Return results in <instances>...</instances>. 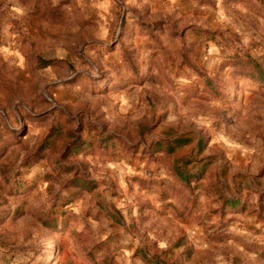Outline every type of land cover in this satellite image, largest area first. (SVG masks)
Returning a JSON list of instances; mask_svg holds the SVG:
<instances>
[{
  "label": "rangeland",
  "instance_id": "374dc122",
  "mask_svg": "<svg viewBox=\"0 0 264 264\" xmlns=\"http://www.w3.org/2000/svg\"><path fill=\"white\" fill-rule=\"evenodd\" d=\"M255 66L264 0H0V264H264Z\"/></svg>",
  "mask_w": 264,
  "mask_h": 264
},
{
  "label": "trees",
  "instance_id": "16d2710c",
  "mask_svg": "<svg viewBox=\"0 0 264 264\" xmlns=\"http://www.w3.org/2000/svg\"><path fill=\"white\" fill-rule=\"evenodd\" d=\"M49 65V63H47ZM256 69H254L253 74H250V78L255 80L261 87H264V69L263 68H258L255 66ZM187 143V141H182L180 139H175L172 144L173 146L168 145L167 153H173L174 149L176 147H180ZM75 186L78 187L82 191H90L93 189V186L91 185L90 182H87L83 180L80 177H75L74 179ZM230 205H234L235 201L231 200L228 202Z\"/></svg>",
  "mask_w": 264,
  "mask_h": 264
}]
</instances>
